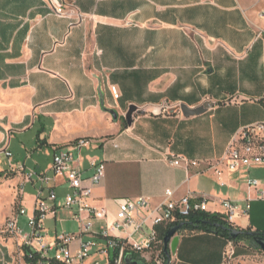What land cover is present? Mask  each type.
Instances as JSON below:
<instances>
[{
	"label": "crops",
	"instance_id": "obj_1",
	"mask_svg": "<svg viewBox=\"0 0 264 264\" xmlns=\"http://www.w3.org/2000/svg\"><path fill=\"white\" fill-rule=\"evenodd\" d=\"M51 4L0 0V151L12 153H0V264L22 262L16 238L1 229L19 206L26 214L18 224H26L42 188L9 163L38 172L51 164L34 160L31 167L26 145L13 147L14 134L24 135L35 120L39 156L47 149L76 152L85 178L90 158L104 162L88 202L106 210L107 223L118 201L143 196L155 208L169 189L174 199L190 195L219 209L224 199L242 209L248 204L239 228L264 234V165L229 172L223 160L234 136L264 119V19L242 0H64L61 15ZM205 102L212 106L201 114L181 112V105ZM131 106L136 112L128 121ZM80 138L92 142L75 148ZM50 185L58 200L68 191L62 178ZM57 211L46 221L55 223ZM150 229L130 241H144ZM109 233L126 239L129 231ZM177 235L169 264L222 263L225 236L183 229ZM243 255L236 247L234 258ZM97 256L107 264L96 249L86 262L102 264Z\"/></svg>",
	"mask_w": 264,
	"mask_h": 264
},
{
	"label": "built area",
	"instance_id": "obj_2",
	"mask_svg": "<svg viewBox=\"0 0 264 264\" xmlns=\"http://www.w3.org/2000/svg\"><path fill=\"white\" fill-rule=\"evenodd\" d=\"M52 10L56 14H63L64 0H51ZM70 5V4H69ZM259 17L264 19V7L259 11ZM80 17V16H79ZM113 98L119 93L115 86H110ZM264 105V100H263ZM92 140L78 139L74 147L80 149L90 145ZM7 158L12 153L7 147L3 148ZM223 160L229 172H236L240 168L253 165H264V119L242 128L230 142ZM179 158L172 161L179 164ZM10 169L21 172L26 182H37L42 188L37 191L34 208L27 215L26 226L23 230L18 224L17 217L26 214V209L19 206L14 216L9 217L1 232L16 238V244L22 253L20 264H100L98 261L87 263L92 253L101 254L107 264H125L124 258L128 251L143 252L152 248L156 242L154 227L160 224H171L182 220L194 212H207L221 216L231 228L240 229L239 220L247 215L249 205L242 209L236 202L221 200L219 208L210 207L207 199H197L185 195L179 199L172 197V190H165L166 200L150 208L143 196L126 198L118 201L114 220L106 222V210L90 205L88 200L93 186L99 184L104 176V162L97 158L89 159L92 173L88 178L83 176L82 170L75 164L73 154L69 150H55L51 157V164L46 172H38L27 168L25 164L9 163ZM58 178L64 179L68 191L62 202L57 204L58 196L50 182ZM247 184L257 188V179H248ZM72 211V219L78 222L77 233H55L47 239L45 222L55 217L58 208ZM102 221V222H101ZM148 224L151 229L144 241H130L133 234L139 232ZM110 229H124L129 233L126 239H119L110 235ZM113 250L110 259L109 251ZM235 246L232 239H228L222 252V263L229 264L234 258Z\"/></svg>",
	"mask_w": 264,
	"mask_h": 264
},
{
	"label": "rangeland",
	"instance_id": "obj_3",
	"mask_svg": "<svg viewBox=\"0 0 264 264\" xmlns=\"http://www.w3.org/2000/svg\"><path fill=\"white\" fill-rule=\"evenodd\" d=\"M245 6L254 12V14L258 15L259 11L264 7V0H242ZM39 127V121L35 120L34 126L32 129L27 131L24 135L14 134L12 137L13 147L14 145H19V143H24L26 145V150H22L23 153L32 154L31 158L26 159L28 165L34 167L33 161H39V165H44L46 162L51 160L52 151L47 149L46 156H39L38 146H37V130ZM11 147V149L13 148ZM51 155V156H50ZM73 156L76 157L77 153L73 152ZM66 192H62L60 195L57 204L63 200V197ZM72 213L70 210L66 208H58L57 211V220L54 222L46 221L44 226L48 228L47 236L54 235L55 233L59 234L61 232L65 233H77L78 232V222L72 219ZM242 225L243 221H239ZM23 230H28L26 224L21 223ZM233 244L236 247H239L243 250V256L240 258H233L229 264H264V252L260 249L256 242H251L250 240H240L233 241ZM147 257H142L143 260H139L143 264H166L167 258L165 254L161 253L159 247H152L147 250ZM95 260H99L102 264H105V261L101 260L99 256L95 258Z\"/></svg>",
	"mask_w": 264,
	"mask_h": 264
},
{
	"label": "trees",
	"instance_id": "obj_4",
	"mask_svg": "<svg viewBox=\"0 0 264 264\" xmlns=\"http://www.w3.org/2000/svg\"><path fill=\"white\" fill-rule=\"evenodd\" d=\"M179 222L183 223L182 229L187 231H198V230H206V231H212L219 233L223 236H225L228 239H231L229 237V230L232 229L230 225L219 215L217 214H210L207 212H194L191 213L188 217L177 220L174 223L171 224H160L156 225L154 227L155 233H156V242L152 245V247H159L161 253H164V246H163V237L165 233L168 231L170 227H172L174 224H177ZM216 224L222 225L224 228H220L219 226H216ZM242 230V229H240ZM249 230V229H247ZM244 231V230H242ZM263 235L262 233H260ZM250 240L251 242H255L253 237L247 236L244 233L237 235L234 239H232L234 242L240 241V240ZM131 254L133 259L143 260L139 252H132L128 251L126 254Z\"/></svg>",
	"mask_w": 264,
	"mask_h": 264
},
{
	"label": "water",
	"instance_id": "obj_5",
	"mask_svg": "<svg viewBox=\"0 0 264 264\" xmlns=\"http://www.w3.org/2000/svg\"><path fill=\"white\" fill-rule=\"evenodd\" d=\"M212 104L209 102L203 103L201 106L197 108H187L185 105H181L180 109L184 116H191V115H198L203 113L207 108L211 107ZM107 111L112 115V118H116L117 114L115 110L113 109H107ZM136 112L135 108L131 106L126 114V119L130 121L131 114ZM183 223L179 222L177 224H174L172 227L168 229V231L165 233L163 237V246H164V253L167 258L166 264H169L170 262V253L175 251L177 242H178V235L177 233L182 229ZM216 226H219L220 228H224L222 225L216 224ZM244 233L247 236L253 237L255 242L258 244L260 249L264 252V234L261 235L259 232L251 231V230H240V229H230L229 230V237L231 239H234L237 235ZM110 259L113 257V250L109 251ZM125 264H143L142 262H138L133 260L131 254H126L124 258Z\"/></svg>",
	"mask_w": 264,
	"mask_h": 264
},
{
	"label": "flooded vegetation",
	"instance_id": "obj_6",
	"mask_svg": "<svg viewBox=\"0 0 264 264\" xmlns=\"http://www.w3.org/2000/svg\"><path fill=\"white\" fill-rule=\"evenodd\" d=\"M133 260L140 262L138 259H133Z\"/></svg>",
	"mask_w": 264,
	"mask_h": 264
}]
</instances>
